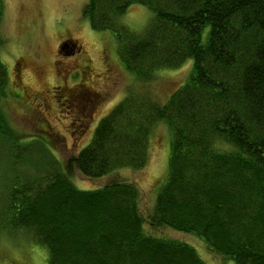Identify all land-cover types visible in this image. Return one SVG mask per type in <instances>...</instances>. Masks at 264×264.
<instances>
[{
  "label": "trees",
  "instance_id": "trees-1",
  "mask_svg": "<svg viewBox=\"0 0 264 264\" xmlns=\"http://www.w3.org/2000/svg\"><path fill=\"white\" fill-rule=\"evenodd\" d=\"M135 5L152 14L139 32L120 23ZM3 7L0 0V24ZM83 13L94 31L113 35L133 85L94 130L85 118L72 131L89 140L53 181L12 192L2 232L44 246L47 264H207L166 229L234 264H264V0H89ZM4 41L0 35V133L13 138L2 109L10 73ZM185 66L186 79L166 103L137 87ZM83 94L54 96L73 129ZM159 124L170 133L168 172L145 213L139 186L118 170L147 166ZM76 174L119 179L83 190Z\"/></svg>",
  "mask_w": 264,
  "mask_h": 264
},
{
  "label": "rangeland",
  "instance_id": "rangeland-1",
  "mask_svg": "<svg viewBox=\"0 0 264 264\" xmlns=\"http://www.w3.org/2000/svg\"><path fill=\"white\" fill-rule=\"evenodd\" d=\"M88 1L3 0L0 35L5 41L1 56L10 73L1 96L13 138L0 133V264H47L44 246L34 244L22 234L11 238L2 232L10 196L12 192L23 196L29 193L25 187H45L53 181L66 160L89 140L79 142L72 131L83 128L86 119L91 120L94 130L133 85L130 73L121 66L113 35L94 31L84 17ZM151 15L148 8L135 5L120 23L139 32ZM62 42L76 48L66 51ZM187 74L185 66L163 73L148 86L137 87H147L163 104ZM63 89L84 93L79 98L77 115L73 114L80 117V125L74 129L69 125L73 123L72 117L66 113L62 99L54 97L57 90ZM13 140H19L18 148ZM169 140L167 127L155 126L147 166L140 171L118 170L125 181L139 186L140 205L145 213L155 207L162 179L168 172ZM115 179H119L118 174L94 180L76 174L74 183L80 189L94 190ZM166 230L171 239L194 245L207 264H234L225 256L217 257L194 236Z\"/></svg>",
  "mask_w": 264,
  "mask_h": 264
},
{
  "label": "flooded vegetation",
  "instance_id": "flooded-vegetation-1",
  "mask_svg": "<svg viewBox=\"0 0 264 264\" xmlns=\"http://www.w3.org/2000/svg\"><path fill=\"white\" fill-rule=\"evenodd\" d=\"M61 45L64 47V50H66V51H68V49L73 50L74 47L76 48L75 45H74V46H71V45H69V44L66 43V42H62ZM78 98H82V96H81V95H78ZM79 102H80V101H79ZM89 103H91V102H89ZM75 107H77V106H75Z\"/></svg>",
  "mask_w": 264,
  "mask_h": 264
}]
</instances>
